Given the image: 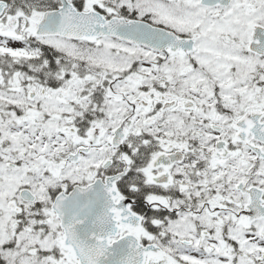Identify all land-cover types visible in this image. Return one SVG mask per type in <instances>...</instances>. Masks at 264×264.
<instances>
[{
	"label": "snow or ice",
	"instance_id": "snow-or-ice-1",
	"mask_svg": "<svg viewBox=\"0 0 264 264\" xmlns=\"http://www.w3.org/2000/svg\"><path fill=\"white\" fill-rule=\"evenodd\" d=\"M0 264H264V0H0Z\"/></svg>",
	"mask_w": 264,
	"mask_h": 264
}]
</instances>
